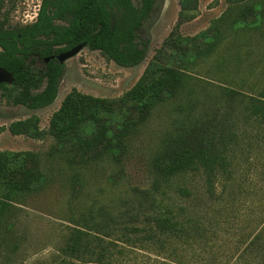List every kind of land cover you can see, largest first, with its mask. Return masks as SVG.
Masks as SVG:
<instances>
[{"label":"trees","instance_id":"obj_1","mask_svg":"<svg viewBox=\"0 0 264 264\" xmlns=\"http://www.w3.org/2000/svg\"><path fill=\"white\" fill-rule=\"evenodd\" d=\"M161 1L42 0L31 24L10 27L6 16L0 20V67L13 73L15 82L1 85L0 98L33 110L52 105L65 71L56 56L82 43L119 66L140 65ZM5 2L0 0V15ZM179 3L177 29L198 12V0ZM226 16L228 21H221L227 27L215 26L197 37L172 32L156 60L119 98L74 89L47 130L36 116L0 127V132L8 129L14 136L35 140L51 136L50 157L77 170L75 183L82 170L108 163L113 169L108 180L117 189L125 176L129 139L158 106L173 102L176 115L152 158L148 186L122 190L96 214L74 221L55 264H143L137 262L138 253L147 263L154 257L161 264H184L189 250L203 252L217 230L230 223L238 193L245 189L240 169L264 168V54L256 66L248 67L250 75L241 87L224 86L217 94L206 92L205 99L189 88L191 71L226 33L237 30L264 37V0H231ZM45 177L37 153L0 151V222L8 201L39 191ZM189 177L200 178L202 184H177L181 202L166 201L174 181ZM74 191L78 194L76 186ZM238 228L239 236L231 241L233 264H264V196L244 212Z\"/></svg>","mask_w":264,"mask_h":264},{"label":"rangeland","instance_id":"obj_2","mask_svg":"<svg viewBox=\"0 0 264 264\" xmlns=\"http://www.w3.org/2000/svg\"><path fill=\"white\" fill-rule=\"evenodd\" d=\"M42 0H6L0 20L8 17L7 26H23L33 23ZM231 0H198L197 16L184 22L177 29L179 0H162L149 26L150 45L146 59L136 67H122L109 60L99 51L85 47L76 56L65 62L59 94L55 102L42 109L13 106L0 98V127L11 122L36 116L41 128H49L52 115L61 107L66 96L78 92L100 98H119L134 87L145 70L156 60L159 51L172 32L184 38L215 30V26L227 27ZM236 14V12H235ZM234 16H231V19ZM228 21V20H227ZM264 54V37L255 32L231 31L208 58H199L192 65L193 76L190 89L205 99L208 94H217L224 86L241 87L250 74L248 67L255 65ZM256 66V65H255ZM205 95V96H204ZM181 100V99H180ZM182 101V100H181ZM173 102L158 106L150 119L128 141V153L124 161V179L114 189L108 180L113 169L108 163H100L90 170H82L81 179L74 182L77 171L61 158L50 157L54 139L47 136L35 140L26 136H14L8 129L0 132V151L37 153L45 174L43 187L9 200L7 210L0 222V264H55L62 255L73 222L82 216L96 214L105 203L121 196L122 190L132 187H147L151 180L152 158L160 146L175 117ZM250 167V166H249ZM243 166L239 175L245 177L239 201L235 204L228 225L217 230L218 236L201 252L189 250L184 264H233V242L240 234L238 225L245 211L251 210L264 196V168ZM246 175V176H244ZM177 184L197 188L200 178H178L174 181L166 201L181 202L176 196ZM75 186L78 194H75ZM193 205V202L188 205ZM231 222H234L231 225ZM137 262L161 264L154 257L146 262L138 253ZM134 256V254H131ZM145 262H144V261ZM96 264V263H89Z\"/></svg>","mask_w":264,"mask_h":264},{"label":"water","instance_id":"obj_3","mask_svg":"<svg viewBox=\"0 0 264 264\" xmlns=\"http://www.w3.org/2000/svg\"><path fill=\"white\" fill-rule=\"evenodd\" d=\"M86 47L85 43L79 44L75 47H73L70 50L61 52L57 55V60L64 64L67 60L70 58L76 56L78 53H80L84 48ZM46 61L49 62L50 58H46ZM15 82V76L13 73L9 72L6 68L0 67V87L2 84H13Z\"/></svg>","mask_w":264,"mask_h":264},{"label":"built area","instance_id":"obj_4","mask_svg":"<svg viewBox=\"0 0 264 264\" xmlns=\"http://www.w3.org/2000/svg\"><path fill=\"white\" fill-rule=\"evenodd\" d=\"M40 6H41V5H39V10H40ZM39 10H38V12L35 14L36 16H38ZM36 19H37V18H36Z\"/></svg>","mask_w":264,"mask_h":264},{"label":"flooded vegetation","instance_id":"obj_5","mask_svg":"<svg viewBox=\"0 0 264 264\" xmlns=\"http://www.w3.org/2000/svg\"><path fill=\"white\" fill-rule=\"evenodd\" d=\"M56 59H57V56H56Z\"/></svg>","mask_w":264,"mask_h":264}]
</instances>
